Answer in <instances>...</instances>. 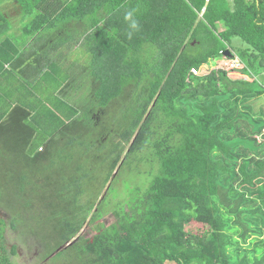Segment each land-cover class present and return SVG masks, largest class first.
Returning a JSON list of instances; mask_svg holds the SVG:
<instances>
[{"label":"trees","instance_id":"obj_1","mask_svg":"<svg viewBox=\"0 0 264 264\" xmlns=\"http://www.w3.org/2000/svg\"><path fill=\"white\" fill-rule=\"evenodd\" d=\"M17 1L24 10L37 11L38 20L46 21L40 24H48L49 12L44 11L49 0ZM179 1V29L177 24L165 28L172 22L166 19L154 35L110 33L102 27L86 36L90 63L100 57L108 60L102 65L104 76L87 73V64L82 69L79 83L88 89L86 100L91 102L86 110L101 105L93 119H79L80 110L58 94L71 101L74 96L67 87L76 82L50 78L49 87H63L49 94L57 99L59 114L51 111L49 119L60 120L59 136L37 143L34 151L23 136L33 132L18 117L0 122V154L8 152L3 144L10 140L26 165L49 157L52 170L56 148L66 164L67 152L82 146L84 136L86 154L99 147L102 160L108 144L107 153L114 154L110 173L130 155L141 160L151 156L157 163L147 187L125 202L127 209L115 207V221L95 227L86 237L80 234L83 223L88 218L94 223L102 215L103 198L96 204V196L84 206L81 192L51 191L43 179L49 172L43 177L17 176L12 168L1 173L0 200L5 196L1 192L8 195L13 187L25 200L22 214L44 199L47 203L40 205L51 216L36 210L31 217L53 221L49 218L61 214L55 218L57 233L49 239L54 245L50 257L66 250L64 259L72 264H264V117L253 114L264 112V107L255 111L253 104L264 96V0ZM173 12L167 10L170 16ZM90 20L85 18L86 25ZM217 21L225 26L223 31L215 30ZM234 37L245 46L234 49ZM226 48L238 55L239 67L227 68ZM218 65L222 67L216 69ZM192 67L199 74H192ZM202 67L209 72L201 73ZM20 159L15 156V162ZM81 169L77 167L79 177H69V185L87 176Z\"/></svg>","mask_w":264,"mask_h":264},{"label":"crops","instance_id":"obj_2","mask_svg":"<svg viewBox=\"0 0 264 264\" xmlns=\"http://www.w3.org/2000/svg\"><path fill=\"white\" fill-rule=\"evenodd\" d=\"M179 5V0H49V10L44 11L49 12V22L42 25L46 21L38 20L37 11L24 10L17 0H0V122L10 115L19 121L30 117L32 99L45 94L50 78L57 83L81 81L89 59L88 34L104 27L110 33L154 35L160 33L166 19L172 22L165 28L179 29ZM170 9L176 12L172 16L167 13ZM85 18H91L89 25ZM198 18H202L201 12ZM215 28L220 32L225 26L217 21ZM238 38L232 39L234 49L245 46ZM58 85L55 92L62 89ZM260 107L262 104L254 110Z\"/></svg>","mask_w":264,"mask_h":264},{"label":"rangeland","instance_id":"obj_3","mask_svg":"<svg viewBox=\"0 0 264 264\" xmlns=\"http://www.w3.org/2000/svg\"><path fill=\"white\" fill-rule=\"evenodd\" d=\"M240 42L243 44L242 40L238 38ZM108 60L103 59L100 57V60L96 63H90L89 60H85V63L87 62V73L90 71H96V75L104 76L105 70L102 65H104ZM123 61V60H122ZM121 61V62H122ZM222 65H218L215 68H221ZM103 68V69H102ZM110 69V67H109ZM209 72L208 69L205 67H202L201 73H207ZM93 76V78H94ZM91 78V80L93 79ZM98 78V77H97ZM98 80V79H97ZM74 82H76L75 85L72 86V88H68V94H73L74 97H72L71 101L69 98L67 99V96L62 97V93H58L60 98L64 99L66 102H68L71 105L76 106L80 112L78 113L79 119H84L85 117H89L93 119V114L97 111L99 112L101 109V105L95 107V110L90 108L89 110H86L87 106L91 104V102H87V94L88 89L82 86L81 81H71L69 85H72ZM40 84V83H39ZM77 85V87H76ZM83 88H82V87ZM63 88V87H62ZM53 88L49 87L44 93H39V97L36 99H32V113L30 117H27V119L22 120L21 122L25 124L28 127V130L30 129L33 132L34 136L28 137V134L23 135L26 140H29L31 142L32 146L35 147L37 143H47L49 141V136L53 135L54 137L59 136L58 133V127L60 126V120L58 117H52L53 119H49L51 111L53 113L59 114V110L56 107V100L53 99L54 96H51L49 99V94L52 93ZM45 96L43 98V96ZM264 101V98L261 100ZM260 100L258 102H255L254 109L257 105L262 104L264 107V102L262 103ZM261 102V103H260ZM257 104V105H256ZM35 107V108H34ZM89 108V107H88ZM85 112L88 116H85ZM112 112V111H111ZM110 112V114H111ZM255 116L264 117L263 110L260 112L253 113ZM112 115V114H111ZM64 118V116H61ZM23 126V125H22ZM24 127V126H23ZM25 127V128H27ZM58 129V130H57ZM27 130V132H28ZM263 131V130H262ZM92 134V132H91ZM88 137V136H86ZM103 136L98 137L99 140L102 139ZM90 139V138H89ZM82 143L80 145H76L72 151H68L66 154L67 157V163L62 165V160L58 157V154L60 153L58 148L54 149L52 154L54 156L53 164H52V170L49 169V157L46 162H40L35 165H26L24 161L22 162V159H20L23 156L22 154H17L19 156V162H15V151L18 149V145L15 143H11L10 140L5 142L4 148H9L8 152H4L0 154V176L4 173L8 172L9 169H13V171L17 172V176H28L34 173L38 177H43L46 173L49 172V175L45 179L47 182L46 186L51 191L55 190H62L63 192H81L80 194V202L84 206L88 205L89 203L94 202L96 196H98L95 203L97 204L100 199L101 206L102 207V215L94 222L89 223L88 219L84 221L82 230L80 231L81 236L86 237L90 236L93 233H95V227H101V226H107L111 222L115 221L116 215L113 212V209L116 207L117 209L122 207L127 209V200H130L132 196L136 195L140 190L147 187L149 184L152 174L157 169V163L151 156H147V160H141V156L138 155H130L124 160H121L119 164L116 166L115 170L110 173L112 162L114 159V154H108L107 152H110V147L105 146L104 150L106 152L107 158L105 160H102L103 156V149L97 148V151L93 149L91 151L92 153H87V149L83 146L85 141V136L82 139ZM117 139H115L116 141ZM24 143V141H21V143ZM2 145V140H0V146ZM25 149V148H24ZM34 151H36V147L34 148ZM56 153V155H54ZM102 155V156H101ZM124 156V153L121 157ZM55 160V161H54ZM153 160V162H151ZM123 161V162H122ZM121 163V164H120ZM81 166L82 173L86 172L87 176L83 177L84 179L78 180L73 185H69V177H79L81 173L79 170H77V167ZM2 173V174H1ZM14 176V175H13ZM12 177V176H11ZM5 185V183H4ZM17 186V185H16ZM35 186H38L35 185ZM19 188V187H18ZM5 190V189H4ZM3 195L2 201L0 200V208L2 211H5L8 215H11V223L18 225L19 227L27 230L34 231L38 233L37 238L42 239L45 242L47 241V236L49 239L53 240L52 236L57 233L55 232L54 223L56 222V219L58 221V217L61 216L60 213H55L57 217L53 216L49 219H52L53 221H49L44 216L40 219H36L31 217V215L36 211L39 210L41 213L47 215L49 213V210L44 205L40 204H46L48 199H44L43 201H39L38 204H32L27 210H25V215L22 214V204L24 203V199L19 198L18 191H15L13 187H9V193L7 195V191L5 190L1 192ZM22 194V193H21ZM126 202V203H125ZM122 204V205H121ZM121 205V206H120ZM100 206V207H101ZM120 206V207H118ZM12 208V209H11ZM54 208V207H53ZM95 208H93L94 210ZM24 213V212H23ZM17 214H22V218L18 220L15 216ZM49 213V217H50ZM90 217V215H89ZM56 218V219H55ZM23 219V220H22ZM36 220H38L36 222ZM16 221H19V223H15ZM26 222V225L24 223ZM36 222V223H35ZM33 223L34 226H30ZM38 223L39 226H38ZM22 230V229H21ZM24 232V233H23ZM19 232L17 238L14 236L13 232L7 233V240L6 242H12L14 240H17L20 244V248L22 251V255L19 256L17 259L18 264H34L36 262L41 261V259L44 258V255L42 256L41 252H43L42 248L39 247L37 244L31 243L30 240L33 238V236L30 235V233H27L26 231ZM52 232V233H51ZM55 232V233H54ZM43 235V236H42ZM27 236V237H26ZM53 243H48L49 251L53 248ZM35 247H38V254L35 259H32L30 261V253H33L35 250ZM37 250V249H36ZM66 250H60L56 253H52L51 257L49 256V261L47 264H72L73 261L70 259H64V254ZM41 255V256H40Z\"/></svg>","mask_w":264,"mask_h":264},{"label":"flooded vegetation","instance_id":"obj_4","mask_svg":"<svg viewBox=\"0 0 264 264\" xmlns=\"http://www.w3.org/2000/svg\"><path fill=\"white\" fill-rule=\"evenodd\" d=\"M15 218L16 219L18 218V220H20V218H22V215H16ZM15 223H19V221H16ZM24 223L26 224L25 221H24ZM11 231L13 232V234L16 238H17L19 232L21 233V231L22 232L26 231L27 233H30V235L33 236V238L30 240V242L31 243L35 242V244H37L39 247H41L43 250V252H41L43 254H41V255L42 256L44 255V258L41 259V261L36 262L34 264H47V262L49 261V247H48L49 237L47 236V238H46L48 242H45L42 239L37 238L38 233L31 231V230L23 229L16 224L12 225L11 215H8L5 211H2V209L0 208V259H1V264H18L17 259L19 258V256L22 255L20 244L18 243L17 240H14V241L9 242V243L6 242L7 233L11 232ZM37 251H38V247H35L34 252L30 253V261H32V259H35L34 257H36L38 254Z\"/></svg>","mask_w":264,"mask_h":264},{"label":"built area","instance_id":"obj_5","mask_svg":"<svg viewBox=\"0 0 264 264\" xmlns=\"http://www.w3.org/2000/svg\"><path fill=\"white\" fill-rule=\"evenodd\" d=\"M221 53H223V50H220ZM231 56H229L228 58V64H227V68H234V67H239L242 64V61L240 60V58L238 57L237 54L231 52ZM192 74H199V70L196 69L195 67H192L190 69ZM263 75H264V71H263ZM253 76L255 78H257V74H253ZM245 79V78H244ZM263 132H264V128H263ZM260 135H257L256 138L258 141H260Z\"/></svg>","mask_w":264,"mask_h":264},{"label":"water","instance_id":"obj_6","mask_svg":"<svg viewBox=\"0 0 264 264\" xmlns=\"http://www.w3.org/2000/svg\"><path fill=\"white\" fill-rule=\"evenodd\" d=\"M224 54L226 55V56H231V50L229 49V48H227V49H225V51H224ZM69 243H67L66 245H68ZM59 249H57V251H58Z\"/></svg>","mask_w":264,"mask_h":264}]
</instances>
